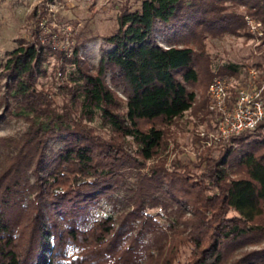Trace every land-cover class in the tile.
Masks as SVG:
<instances>
[{"label":"trees","instance_id":"16d2710c","mask_svg":"<svg viewBox=\"0 0 264 264\" xmlns=\"http://www.w3.org/2000/svg\"><path fill=\"white\" fill-rule=\"evenodd\" d=\"M220 1L142 0L139 9L124 2L94 66L78 46L69 55L52 48L38 24L48 3L32 8L28 38L0 60V116L26 123L19 138L0 137L7 163L0 173V264H140L146 255H156L157 264H264V245L237 252L264 241V117L255 129L205 147L197 161L161 156L168 127L196 105L205 33L245 23ZM254 5L249 13L264 23V0ZM157 21L174 29L166 45L155 38ZM52 56L61 72L69 70L56 85L60 102L52 87L38 86ZM237 71L226 63L211 75ZM96 118L107 136L88 124ZM50 140L60 146L47 156ZM128 170L139 172L140 189L163 187L176 207L171 235L161 242L157 236L152 249L138 250L144 224L125 246L133 229L128 214L121 224L112 214H92L100 200H118ZM183 247L189 255L179 262Z\"/></svg>","mask_w":264,"mask_h":264},{"label":"rangeland","instance_id":"374dc122","mask_svg":"<svg viewBox=\"0 0 264 264\" xmlns=\"http://www.w3.org/2000/svg\"><path fill=\"white\" fill-rule=\"evenodd\" d=\"M41 1L43 2V0H0V60H3L9 51L17 46L18 38H28L29 30L34 27V19L29 14L32 8ZM46 1L49 5L46 15L48 16L47 25L56 30L60 29L62 32L63 30L70 32L71 42L68 50L72 51L74 46H78L79 54L93 66L100 57L101 49L109 46L103 37L117 30L120 5L128 2L129 8L139 9L142 2V0ZM220 2L226 7L225 11L243 16L245 23L238 26L236 31L225 29L220 32L205 33L202 39L204 52L198 60L201 64L199 81L193 86L197 98L196 105L185 111L168 127L166 149L161 154V156H167L168 162L172 159H179L182 162L188 159L197 161L198 155L205 147L216 144L206 143L207 134L215 130L214 114L208 107L207 91L209 84L215 78L211 74L219 65L234 63L238 66L237 73L221 76L228 80L232 96L237 88L246 87L249 83L263 86L264 96V23L257 19L256 15L249 13L254 8L250 9L249 5L257 4V0H222ZM154 31L156 40L163 45L167 44L168 39L172 38L174 33L171 26H164L158 21L155 23ZM60 64V61L52 56L45 65L46 74L39 78L38 86L52 87L53 91L57 90L56 85L67 78L69 71L66 66L62 76L58 77L57 71L60 69ZM251 69L256 70L255 76L251 75ZM106 80L109 81V74L106 75ZM0 83H3V80ZM113 88L124 98L121 86L113 85ZM55 92L56 99L60 102L62 96L58 91ZM123 109H125L124 105L120 110ZM88 124L103 136L109 133V130L103 127L97 118L94 121H88ZM25 128L26 123L22 119L0 116V137L19 138ZM202 132H205V135L202 136ZM4 142L1 141L0 144L4 145ZM58 146H60L58 141L50 140L45 148L46 155L48 156ZM1 147L5 148V146ZM6 165L5 158L3 159L0 152V173ZM28 172L26 171V175L29 178ZM138 173L128 170L124 175L122 189L117 194L118 200L111 202L100 200L92 210V214L96 216L112 214L116 218V224H121L128 214V219H131L133 223V229L131 235L125 239V246L136 238L137 231L144 224L146 229L137 236L140 241L138 250L148 247L152 249L156 245L157 236L160 237L158 242H161L171 235L169 223L175 220L172 210L176 207L167 200L163 187L160 191L150 188L140 189L141 180ZM145 218V223H142ZM263 245L264 241L245 244L237 252L241 253ZM188 255L189 248L183 247L179 262H184ZM157 263L156 255L153 259H149L146 255L140 260V264Z\"/></svg>","mask_w":264,"mask_h":264},{"label":"built area","instance_id":"2783aa9c","mask_svg":"<svg viewBox=\"0 0 264 264\" xmlns=\"http://www.w3.org/2000/svg\"><path fill=\"white\" fill-rule=\"evenodd\" d=\"M47 21V17H41L38 21L40 28L43 29L44 38H48L52 48L69 55L72 52L68 50L71 42L70 32L49 27ZM250 73L255 76L256 70L251 69ZM57 76H62L60 69ZM228 85L226 78L215 77L208 86V107L214 114L215 130L207 134V144L220 142L231 134L246 129L253 130L264 117L263 86L249 83L246 87L237 88L232 96ZM201 135H205V132Z\"/></svg>","mask_w":264,"mask_h":264}]
</instances>
